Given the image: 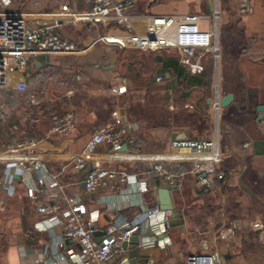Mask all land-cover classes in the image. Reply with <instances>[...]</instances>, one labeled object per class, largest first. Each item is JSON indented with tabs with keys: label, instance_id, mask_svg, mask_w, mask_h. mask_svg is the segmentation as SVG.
Returning a JSON list of instances; mask_svg holds the SVG:
<instances>
[{
	"label": "crops",
	"instance_id": "0c3cea01",
	"mask_svg": "<svg viewBox=\"0 0 264 264\" xmlns=\"http://www.w3.org/2000/svg\"><path fill=\"white\" fill-rule=\"evenodd\" d=\"M132 1L134 11L143 16L135 23L138 31L144 29L146 17L154 14H209L205 27L216 26L218 62L207 51L198 72L183 69L179 78L176 72L162 67L169 57L178 62L176 51L118 49L101 43L78 55L47 56V61H38V56L24 71L4 69L0 92L22 95L38 112L31 118L16 116L14 125H7L9 129L0 134V152L8 143L34 139L35 157L41 167L19 172L14 166V161L24 156L19 153L0 160V264H67L65 253L73 245L60 243L59 225L44 228V224L62 219L69 199L83 202L89 210L98 209L101 229L115 223L129 225L135 219H141L140 225L145 227L142 213L160 203L158 189L163 185L151 165L161 161L172 169H189L192 159L202 154L171 148L172 141L182 133L206 138L216 130L223 152L216 171L224 173L223 179L216 188L207 190L197 188L194 178L187 175L182 186L172 192L181 215L170 227V244L138 248L147 255L137 256L138 264H182L189 253L213 251L220 264H264V110H257L264 106V0H253L251 11L245 15L235 12L229 0ZM85 7L83 0H12L8 10L23 16L29 26L55 25L61 35L89 43L106 31L99 24L75 22L68 14ZM51 67L68 76L74 73V85L69 84L57 95L56 114L48 109L52 99L47 93L43 90L39 94L30 86L36 73ZM198 76L200 84L194 79ZM216 78L221 96L233 95V100L217 111L210 100ZM22 82L25 85L18 91ZM118 87H125V92L117 93ZM66 111L75 114L69 135L50 133L51 117ZM1 112L0 127L4 124ZM102 127L123 129L125 137L131 139L127 144L136 147L119 152L99 147L78 170L73 157L94 130ZM88 167H116L143 174L146 190L133 198L129 196L132 186L124 184L121 191L87 192L81 184ZM28 187L34 191V198L28 196ZM39 203L55 209L52 214L41 215ZM222 228L228 235L215 241L214 232ZM143 235L149 239L152 232L145 227ZM101 237L97 234L95 240Z\"/></svg>",
	"mask_w": 264,
	"mask_h": 264
},
{
	"label": "built area",
	"instance_id": "2783aa9c",
	"mask_svg": "<svg viewBox=\"0 0 264 264\" xmlns=\"http://www.w3.org/2000/svg\"><path fill=\"white\" fill-rule=\"evenodd\" d=\"M253 0H229L231 8L239 15H245L252 9ZM12 0H0V75L7 67L24 71L27 63L38 56H68L78 55L95 44H106L118 49H168L177 52L178 63L186 71L196 73L201 68V59L207 51L218 62L219 46L215 39L216 26H206L205 20L209 14L184 13V14H154L147 16L144 29L138 31L135 23L142 20V15L134 11L132 0H83L86 7L77 12H69V16L76 21L92 25H101L104 33L99 34L89 43L79 42L71 37L58 33L55 25L41 24L29 26L23 16L9 12L8 7ZM211 16L216 17V13ZM110 29V31L108 30ZM108 31H107V30ZM157 77V81H160ZM0 81H2L0 79ZM25 83L17 85V90L24 87ZM211 105L217 111L221 90L218 78L213 84ZM117 93L125 92V87H118ZM75 122V114L66 111L61 115L51 117L50 133L68 136ZM131 143L125 137L124 131L112 127H102L94 130L84 147L73 157L72 163L78 170L85 167L87 160L99 147H107L112 152H119L123 144ZM36 140H20L5 145L0 152V160L12 153L24 155L14 161V166L21 173L39 170L41 162L35 155ZM171 148L186 149L195 154H202L192 159L189 169H172L161 161L151 165V171L162 184L170 187L171 192L182 186L187 175L194 178L199 189H214L224 173L216 171L223 152L219 144V132L206 138H197L188 135L181 139L173 140ZM206 154V156H205ZM36 156V157H35ZM184 159V158H183ZM52 183L56 185L52 176ZM84 189L87 192L98 193L102 190H122L121 184L132 186V198L146 190V176L129 173L116 167H90L84 177ZM1 183V182H0ZM28 196L34 198L31 187L26 190ZM136 195V196H137ZM136 199V198H134ZM133 199V200H134ZM69 208L66 215L58 220L54 218L45 222L44 228L53 224L60 226V243L68 241L73 246L67 248L65 259L67 264H130V257L122 248V242L128 241L132 235L137 237L139 249L161 248L170 244V213L161 209L157 204L145 208L142 213L144 226L152 232L148 239L145 237V227L140 225L142 220L135 219L129 225L115 223L101 229L98 225L99 210H89L83 202L67 200ZM110 204L113 202L110 200ZM55 207L39 203L37 211L41 215L52 214ZM102 231L100 241L95 240V233ZM227 231L222 229L214 232L215 241L226 238ZM205 242V240H204ZM217 252H192L185 256L182 264H220ZM64 259V256H63Z\"/></svg>",
	"mask_w": 264,
	"mask_h": 264
},
{
	"label": "rangeland",
	"instance_id": "374dc122",
	"mask_svg": "<svg viewBox=\"0 0 264 264\" xmlns=\"http://www.w3.org/2000/svg\"><path fill=\"white\" fill-rule=\"evenodd\" d=\"M172 53H174V51H172ZM55 64H57V62H55ZM73 80H74V73H72L71 76H68L63 71H60L55 67L42 68V70L39 73H36V76L35 75L33 76V80H32L33 82H31L30 86L34 89L36 88L39 94L43 90L47 93L48 96L46 95V97L52 99L50 105L48 106V109H51L50 111L51 113L53 112L56 114L57 113L56 111L58 109L57 107L59 106L57 95L59 92L63 93L64 87L67 86L69 87V84L72 83V85H74ZM133 80L135 81V79ZM58 84L61 85L60 88ZM72 85H70V87ZM210 92H211L210 96H212L213 89L210 88ZM203 98H205V95ZM0 100H1L0 105L2 106V109L0 110L3 112L2 115L4 116L3 117L4 124L1 125L0 127V134L1 132H6V130L9 129L7 125H9L10 122L13 124L14 118H16V116H25L26 118H31L33 115H35L38 112L37 108L29 106L28 102L25 101L24 97L19 94L14 93L7 96L5 93L0 92ZM201 100L204 99L201 98ZM43 112L46 113V110L43 109ZM16 131H19V129H16ZM3 137H8V135H5ZM1 139L2 138L0 137V140Z\"/></svg>",
	"mask_w": 264,
	"mask_h": 264
},
{
	"label": "water",
	"instance_id": "95a60500",
	"mask_svg": "<svg viewBox=\"0 0 264 264\" xmlns=\"http://www.w3.org/2000/svg\"><path fill=\"white\" fill-rule=\"evenodd\" d=\"M47 61V56H39L38 61ZM233 100V95L231 93H227L225 95L220 96L219 98V106L221 108L226 107L231 101ZM209 101V100H208ZM258 111L264 110V106H258ZM185 134L182 133L177 136L178 139L184 138ZM127 147H130L134 149L136 146L134 144H123L120 148V150H124ZM90 169V167L87 168V171ZM84 186V182L81 184ZM93 196V194H92ZM158 197H159V207L164 210L171 211L170 213V225H175L177 223V218L180 217L181 212L176 209L174 201H173V195L170 190V187L166 184H163L161 188L158 189ZM102 234L101 231H97L95 235ZM137 243V237L136 235H132L128 241L122 242V248L127 251V255L130 257L129 263L130 264H138L137 256L141 257H147L146 254L139 253L138 247L135 245L133 248H128L129 245H134Z\"/></svg>",
	"mask_w": 264,
	"mask_h": 264
},
{
	"label": "trees",
	"instance_id": "16d2710c",
	"mask_svg": "<svg viewBox=\"0 0 264 264\" xmlns=\"http://www.w3.org/2000/svg\"><path fill=\"white\" fill-rule=\"evenodd\" d=\"M162 67L165 69V68H169L171 71L173 72H176L177 76L180 78V77H183L184 75V70L183 68L178 65V62L175 58L173 57H169L167 58L165 61H163V64H162ZM192 81H195L194 79H196V83H201L200 80H201V76H198L197 78H194L191 77Z\"/></svg>",
	"mask_w": 264,
	"mask_h": 264
}]
</instances>
